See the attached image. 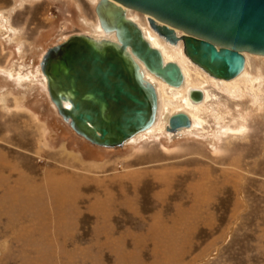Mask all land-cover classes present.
<instances>
[{
    "label": "rangeland",
    "instance_id": "1",
    "mask_svg": "<svg viewBox=\"0 0 264 264\" xmlns=\"http://www.w3.org/2000/svg\"><path fill=\"white\" fill-rule=\"evenodd\" d=\"M96 2L0 0L18 30H0V264H264V83L247 77L235 96L210 82L205 131L90 144L57 114L39 59L95 33ZM248 55L264 80V57Z\"/></svg>",
    "mask_w": 264,
    "mask_h": 264
},
{
    "label": "water",
    "instance_id": "2",
    "mask_svg": "<svg viewBox=\"0 0 264 264\" xmlns=\"http://www.w3.org/2000/svg\"><path fill=\"white\" fill-rule=\"evenodd\" d=\"M126 7L148 14L158 34L172 44L181 41L188 58L216 78L238 76L246 51L264 55V0H97L99 24L115 36L74 31L47 46L39 59L57 114L90 144L123 148L155 122L158 89L141 62L169 84L184 81L178 62L164 60ZM189 97L200 102L204 91L190 88ZM190 125V115L178 110L166 130L178 137Z\"/></svg>",
    "mask_w": 264,
    "mask_h": 264
},
{
    "label": "bare ground",
    "instance_id": "3",
    "mask_svg": "<svg viewBox=\"0 0 264 264\" xmlns=\"http://www.w3.org/2000/svg\"><path fill=\"white\" fill-rule=\"evenodd\" d=\"M126 8H127L128 16H130L134 20H137V19L134 18V12H132V11H136L137 13H142L143 15H145L147 26H144V25L139 23V25L141 26V28L144 32V35L151 42V44L153 46L160 48V50L163 53V57H164L165 61L174 60V61L178 62V64L181 66L183 74H184L183 83L180 86H175V85L169 84L165 80L161 79L160 77H158L155 74H153L152 72H150L146 68L145 64L141 62L148 78H150V80L155 82L157 85V89H158V112H157L156 120L152 124V126H150L149 128H147L145 130L140 131L138 134H136L135 136L130 138V140L127 142V144L136 143L140 139H145V138L149 137L150 135H158L161 133L166 134L170 139H174V137H175L174 134L172 132H169L166 130V123L168 121L169 116L173 112H176L178 110H184L191 117V125L189 127H186V128H181L178 132L179 136L185 134L186 132H191V131H199V132L205 131L206 126H207L206 124L208 122H207L204 114H205V112L211 111L210 107H212L214 104L213 100L214 99L216 100V98H218L217 94H214L211 91V89L209 88L210 82H213L214 84H216L218 86L220 84H222V86L225 85L226 86L225 88H227L228 91L233 93V94H235V93L238 94V91H239L238 88H241V82L243 80L247 79V77H249V80H247L245 82H249L250 85L246 84L247 88H246V85H242V86H245L244 88H246L248 90H250L251 85L254 86L255 82H258L259 84L264 83V80L261 77H257V78L250 80V76L248 75L249 74L248 70L250 69L251 62H250V58H249L248 54H253V55L261 56V57H264V55L254 54V53L246 51L245 52L246 64H245L243 71L238 76H236L232 79L216 78V77L210 75L208 72L203 70L200 66L196 65L194 62H192L188 58V56L183 51V46H182L181 41L177 44H172L169 41L165 40V38H163L160 34H158V32L155 29H153L150 26V24L148 23V20H147V18L149 16L148 14L140 12V11L133 9V8H130V7H126ZM3 21L0 22V30L1 31H4L5 29H7L12 35H15L18 32L17 28L15 29L12 26L11 27H8L9 25L7 26L8 22H9L7 18L4 19ZM97 21H98V18H97ZM177 31L179 33L182 32V30H180V29H177ZM11 34H9V35H11ZM91 34L106 35V36H110V37L115 36L114 34L104 32V30L101 28V26L99 24V21H98V27H97L95 33H91ZM11 39L12 38H10L9 40H11ZM39 71H40V68H39ZM9 73L11 76L13 75V72L10 70H9ZM20 73L21 72L18 73V77H19ZM41 76L45 82V79H44V76L42 75V73H41ZM196 76H197V78H195ZM20 78H22V79L19 81L24 80L23 77H20ZM197 79L199 82L196 81ZM243 83H244V81H243ZM233 87H235V89H233ZM190 88H201L204 91V97L200 102H194L190 99V97H189ZM254 88L255 87H253V89ZM241 92H244V91L241 90ZM245 92H246V90H245ZM252 92L254 93V94H252L254 99H258L260 94L256 91V88ZM249 94H250V92H249ZM235 96H236V94H235ZM243 96H244V94H243ZM216 117L219 119L222 118L218 114ZM243 120H244V118H243ZM243 131H245V123L244 122H242L240 128H238L237 130H234L232 128L222 129L220 131V133L223 136H227L228 133L236 135V134L242 133ZM102 148L112 149V148H105V147H102ZM113 149H116V148H113ZM121 149H123V148H121ZM116 150H118V149H116Z\"/></svg>",
    "mask_w": 264,
    "mask_h": 264
}]
</instances>
